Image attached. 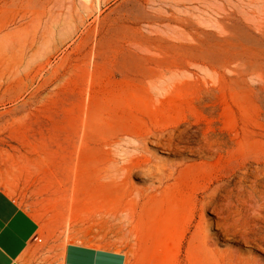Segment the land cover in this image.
Returning <instances> with one entry per match:
<instances>
[{"label": "rangeland", "instance_id": "374dc122", "mask_svg": "<svg viewBox=\"0 0 264 264\" xmlns=\"http://www.w3.org/2000/svg\"><path fill=\"white\" fill-rule=\"evenodd\" d=\"M56 1L0 0L5 30L50 31L0 50L25 109L0 118V191L65 243L264 264V90L240 74L264 77V0H95L81 22Z\"/></svg>", "mask_w": 264, "mask_h": 264}, {"label": "crops", "instance_id": "0c3cea01", "mask_svg": "<svg viewBox=\"0 0 264 264\" xmlns=\"http://www.w3.org/2000/svg\"><path fill=\"white\" fill-rule=\"evenodd\" d=\"M8 192L0 191V264H152L124 251L65 243Z\"/></svg>", "mask_w": 264, "mask_h": 264}, {"label": "bare ground", "instance_id": "6f19581e", "mask_svg": "<svg viewBox=\"0 0 264 264\" xmlns=\"http://www.w3.org/2000/svg\"><path fill=\"white\" fill-rule=\"evenodd\" d=\"M94 1L95 0H57L56 5H58V13L56 15L58 17H61L63 15L65 16L69 15L72 19H75V16H77L79 19V22H81L84 20V16L79 12V10L80 9L84 10L85 11L84 15H90L93 12V9L95 8L93 4ZM97 1L100 3L101 1H104V0H97ZM23 32H24L23 26L21 28H10L7 30H5L4 27L0 26V50L2 48H9L11 50L16 49L17 45H20V44L21 45L19 47H21L22 50H24V48H26L28 43L31 45L35 41L45 42L48 38L50 31L46 27L40 28L38 31H36V34L34 35L33 38L28 37V35L25 36ZM24 55H25V51H24ZM21 65H23V63H21ZM30 68H31L30 64L27 63L23 72L18 75V79L11 82V85H14L15 83H20V84L25 85L26 84L25 78L29 75ZM242 69L244 70L243 74L240 73L242 76H248V80L252 79L256 81L255 83L259 85L261 88H263L264 90V77L262 76L261 73L260 74L256 73L255 69H247L245 67H243ZM212 77L213 79L212 81L211 80L210 81L212 82V88H214L217 80L216 79L214 80V75H212ZM19 99H20V95L15 96V97H10V98H2V100H0V116H1L0 118L4 119L5 124L13 125L19 122L24 116L25 109L18 108L16 106ZM216 142L217 141H215V139L214 141L212 140L211 142L212 150L219 151V148H217V146L215 147ZM257 154H258L257 163L258 164L264 163V150H259V153Z\"/></svg>", "mask_w": 264, "mask_h": 264}]
</instances>
